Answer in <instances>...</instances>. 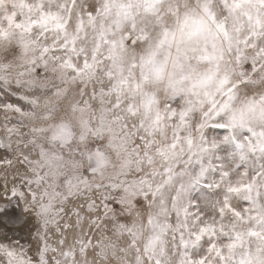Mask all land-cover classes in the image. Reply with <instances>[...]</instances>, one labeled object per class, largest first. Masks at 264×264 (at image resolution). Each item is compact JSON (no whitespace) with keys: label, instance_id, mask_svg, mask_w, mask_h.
Here are the masks:
<instances>
[{"label":"clouds","instance_id":"obj_1","mask_svg":"<svg viewBox=\"0 0 264 264\" xmlns=\"http://www.w3.org/2000/svg\"><path fill=\"white\" fill-rule=\"evenodd\" d=\"M0 264H264V0H0Z\"/></svg>","mask_w":264,"mask_h":264},{"label":"snow or ice","instance_id":"obj_2","mask_svg":"<svg viewBox=\"0 0 264 264\" xmlns=\"http://www.w3.org/2000/svg\"><path fill=\"white\" fill-rule=\"evenodd\" d=\"M0 191H3L5 193L3 199H7L9 196L11 199H19L22 197V193H20L16 188L8 189L6 186L3 188H0ZM264 239V237H261ZM200 264H204L203 261L200 262Z\"/></svg>","mask_w":264,"mask_h":264}]
</instances>
